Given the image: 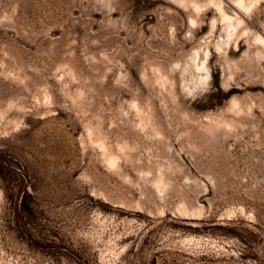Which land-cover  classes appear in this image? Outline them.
Listing matches in <instances>:
<instances>
[{
	"label": "rangeland",
	"instance_id": "374dc122",
	"mask_svg": "<svg viewBox=\"0 0 264 264\" xmlns=\"http://www.w3.org/2000/svg\"><path fill=\"white\" fill-rule=\"evenodd\" d=\"M0 264H264V0H0Z\"/></svg>",
	"mask_w": 264,
	"mask_h": 264
},
{
	"label": "bare ground",
	"instance_id": "6f19581e",
	"mask_svg": "<svg viewBox=\"0 0 264 264\" xmlns=\"http://www.w3.org/2000/svg\"><path fill=\"white\" fill-rule=\"evenodd\" d=\"M233 5H235V4H233ZM238 9H239V7H238ZM241 9V8H240Z\"/></svg>",
	"mask_w": 264,
	"mask_h": 264
}]
</instances>
